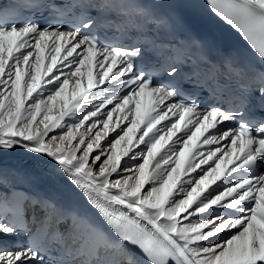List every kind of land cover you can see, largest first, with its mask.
<instances>
[{
	"label": "snow or ice",
	"instance_id": "obj_1",
	"mask_svg": "<svg viewBox=\"0 0 264 264\" xmlns=\"http://www.w3.org/2000/svg\"><path fill=\"white\" fill-rule=\"evenodd\" d=\"M207 2L264 64V0ZM168 7L0 0V160L20 150L50 165L99 216L60 230L52 201L0 171V264H46L50 246L60 259L48 264H264V67L228 56L187 74L229 103L201 108L177 80L189 45L148 37L171 27Z\"/></svg>",
	"mask_w": 264,
	"mask_h": 264
},
{
	"label": "bare ground",
	"instance_id": "obj_2",
	"mask_svg": "<svg viewBox=\"0 0 264 264\" xmlns=\"http://www.w3.org/2000/svg\"><path fill=\"white\" fill-rule=\"evenodd\" d=\"M113 70H115V69H113ZM109 75H111V74H109ZM118 79H121V78H118ZM114 83H115V81H113V84ZM72 86H74V85L70 82V87H72ZM146 102H147V99L146 98H142V103H146ZM58 107H59V103L57 105V108L51 113V115H54V116L59 115ZM40 118L41 117H38V119H40ZM173 119H175V117H173ZM164 123H167V121L164 122ZM98 129H102V125H99ZM54 131L58 132L59 129H55ZM94 132H95V130H94ZM94 132H93V135H94ZM50 135H52V133H50ZM114 135H115V133L110 131L109 132V137H105L104 139L107 140V139H109L110 137H112ZM86 139H87V137H86ZM73 143H76V141H73ZM101 143H104V140H102ZM122 147H124L123 143L118 146V149L122 148ZM140 147L143 148L144 146L141 145ZM108 151H109V153H111L110 146H109ZM17 152H19V153H21L23 155H28L26 152H23V151H20V150H17ZM95 154H96L95 152L92 153L93 156ZM157 159H158V157H157ZM153 164H155V161H153ZM0 171H2L4 176L7 178V187L9 189H13L14 188V189H16L18 191L26 193L28 196L33 197V198H35L37 200H46L45 195L41 194L40 192H38V189L36 188V185L31 180L29 181L28 179H26L22 175L17 174V172H15V171H8V170H6V171L5 170H0ZM37 211H39V209H37Z\"/></svg>",
	"mask_w": 264,
	"mask_h": 264
},
{
	"label": "rangeland",
	"instance_id": "obj_3",
	"mask_svg": "<svg viewBox=\"0 0 264 264\" xmlns=\"http://www.w3.org/2000/svg\"><path fill=\"white\" fill-rule=\"evenodd\" d=\"M115 136V135H114Z\"/></svg>",
	"mask_w": 264,
	"mask_h": 264
}]
</instances>
